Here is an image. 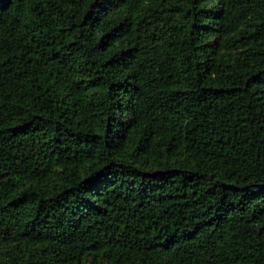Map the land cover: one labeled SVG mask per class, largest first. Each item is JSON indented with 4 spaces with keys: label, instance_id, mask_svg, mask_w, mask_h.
<instances>
[{
    "label": "trees",
    "instance_id": "16d2710c",
    "mask_svg": "<svg viewBox=\"0 0 264 264\" xmlns=\"http://www.w3.org/2000/svg\"><path fill=\"white\" fill-rule=\"evenodd\" d=\"M0 264H264V0H0Z\"/></svg>",
    "mask_w": 264,
    "mask_h": 264
}]
</instances>
